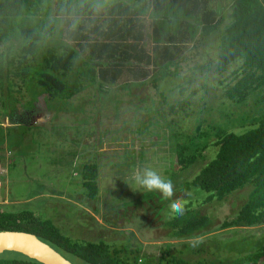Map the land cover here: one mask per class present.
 Wrapping results in <instances>:
<instances>
[{"label": "trees", "instance_id": "16d2710c", "mask_svg": "<svg viewBox=\"0 0 264 264\" xmlns=\"http://www.w3.org/2000/svg\"><path fill=\"white\" fill-rule=\"evenodd\" d=\"M221 1L0 0V161L6 160L5 171L28 165L30 174L36 171L30 181L37 187L24 202L7 200L1 192L7 190V172L0 169V230L34 234L73 264H264V0H233L223 16L226 23L218 19ZM235 62L240 63L236 68ZM230 67L228 78L234 82L218 95L198 82ZM148 87L155 88L159 105L169 103L167 111L174 112L148 125L155 130L148 135L160 137L152 145L167 147L164 155L157 148L147 155L135 143L129 165L142 172V164L154 159L162 165L157 170L161 176L168 179L165 167L171 169L174 183L172 176L184 173L178 187L193 189L190 199L170 198L171 203L187 201L184 216L171 213L166 204L160 207L158 212L170 220L153 225L167 241L152 250L124 237L131 229L125 225L129 219L108 220L101 213L97 230L85 220L95 222L91 217L102 204L99 170L118 152L103 148L104 108L126 103L134 116H142L144 106L149 111V102L157 101ZM201 88L212 94L197 98ZM104 94L110 98L102 107ZM118 109L114 113L127 122ZM178 114L182 119L174 118ZM191 117L193 128H182L183 119ZM40 134L64 144L60 154L50 156L51 164L38 162L36 152L28 150L44 145L47 138ZM136 134L133 145L146 138ZM120 138L115 134V140ZM210 147H215L212 154ZM198 160L203 164L190 179L193 170L191 175L186 171ZM51 173L59 178L74 173L61 183L72 190V198L45 197ZM138 195L131 202L138 203ZM234 195L239 204L229 216L206 210L207 203L220 204ZM37 201L39 208L27 207ZM49 201L65 204L67 213H61V206L60 212L55 206L49 211ZM69 224L85 237L73 240L76 230ZM194 237L202 238L196 247L189 243ZM12 253L19 257L0 259V264H41Z\"/></svg>", "mask_w": 264, "mask_h": 264}, {"label": "rangeland", "instance_id": "374dc122", "mask_svg": "<svg viewBox=\"0 0 264 264\" xmlns=\"http://www.w3.org/2000/svg\"><path fill=\"white\" fill-rule=\"evenodd\" d=\"M239 65H240L239 62H235L232 65V67L233 66L237 67ZM232 67H230V69L228 71H226L224 74L207 73V74H205L204 77H199L198 82L200 84L203 83L204 87L208 86L210 88H213L215 95H218L221 93V91L223 89H225L228 85H231L234 82V81H230L228 78L230 71L234 69ZM184 73H186V72L184 71ZM155 91H156L155 88L148 87L147 92L149 93V95L152 96L153 99H155L157 101L152 102V100H151L149 102L148 109L150 107V109H149L150 113L148 110H146L147 106L145 105L144 108H146L145 109L146 112L143 113L142 116L140 114H138V116H136V115L134 116L135 113L130 110V107L126 103H123L120 107H118L119 103L111 102L112 104L109 105L108 108H104L105 110L102 109L108 115V116L106 115V117L103 119V124L101 125L102 126L101 129L103 130V133L106 135L105 136L106 139H104L103 141L107 142V143L106 142L103 143V148H109L110 150H114V151L118 150V152H117V154H116L117 156L115 158L108 161V164H107L108 166L104 167L105 165L102 164L103 165L102 167L104 168V170H102V167H101V169L99 170L100 172H99L98 179H97L99 196H101V201H102V204L99 205L100 209H104L103 203H104V200H106V196L113 198L112 201L104 209V213L107 216L108 220L124 221V220L129 219L130 223L128 224L126 222L125 225L131 229H127V231H126L127 234L124 237L129 238L132 241H137L140 244H143L147 250H152L156 246H158L159 244H164L167 241V239L162 240L159 237V235L161 233V228L159 229L158 227H154L153 223H154V221H157V222L162 221V223H165L168 220H170L168 215L167 216L163 215V213L160 214L158 212V210L160 209L161 206H163V204H166V206L168 208L171 205V200L163 198V196L157 191H147L146 189L137 185L135 183V180H134V175L139 171L136 168L132 169V166L129 165L130 160L127 157L128 156L133 157L132 153H134V152H133L132 148L134 146L137 147V145H140V147L138 146V148H140V150H142V152L144 154L148 155V151H151L152 149L157 148L158 149V151H157L158 155L159 154L164 155V152H163L164 150H162V149L166 148L167 145L162 144V145H160V147L157 144L152 145L153 143L160 141V137L158 138L156 135H150L151 136L150 137L148 134L155 132V130H153L152 127H150V126L155 125V123L157 122L155 120L156 117H158V116H170V114L174 115V112L167 111V107H168L169 103H167V104L163 103L164 105L163 104L159 105L160 98L155 95ZM86 93L91 94L90 91H87ZM207 94L210 95L212 93H207L204 90V88H201V89H199V91L197 93V98L198 97L200 98V96H207ZM109 96L110 95H106V94L103 95L102 99L99 100L100 106L104 107L106 105L107 101H109V98H110ZM175 97H177V95H175ZM121 98L126 99L125 96H121ZM201 100H203V98H201ZM168 101L169 102L173 101L171 99V96H168ZM201 107H200V102H199V108H201ZM115 109H118L120 112V116L122 118L127 119L128 121L127 122L121 121V119L119 117H117L118 114L116 112L114 113ZM153 109H155V110H153ZM160 109L163 112L159 111ZM197 109H198V107H197ZM146 113L149 114L150 116H146ZM114 114H115V116H114ZM181 116H182L181 114L180 115L178 114L174 118L182 119ZM149 117H150V120H149ZM185 119H187V118H185ZM139 120H141V121H139ZM194 121L195 120L192 117L188 118L187 120L183 119V123H181V126L184 129L185 128L192 129L193 126L195 125ZM7 124H9V123L7 121H5L4 125H7ZM148 125H150V126H148ZM128 126H129V128H131V130H133L132 132H127V131H129L128 129L126 130V128ZM114 127H117L116 128L117 131H115V133H114ZM162 131H166V129H162L161 132ZM137 132L142 137L146 136V138H144V140H141V141L139 139H135L134 145H133L132 139L134 136L138 135V134H136ZM111 133H114V134L111 135ZM119 133L123 135V138L122 139L120 138L119 140H115V134L117 135ZM147 135H148V137H147ZM40 136H42L44 140L47 138V137H44L42 134H40ZM107 136H109V137H107ZM102 137H104V136H102ZM55 138H57V137H55ZM55 138L51 137V141H50V139L47 138L44 145L41 146V148L39 150L36 147H32L28 150H29V152H33V153L36 152L37 159H39L38 162L41 161V162L46 163V164H51L50 161L52 158L50 156L52 154H55V153H56V155L60 154L63 151V146H64V144H61L59 142H57V144L54 143V141L56 140ZM59 139H62V136L59 137ZM135 143H137V145ZM108 146H110V147H108ZM123 149H124V151H123ZM208 149L210 151H207V152H210L212 154L213 149H215V147H210ZM120 150H122V152ZM25 151L26 150H24V152ZM6 155H9V153H5V156ZM121 157H123V158H121ZM123 159L125 160V163L123 162ZM2 161L3 160L0 161V169L4 170L3 168H4V164H6V160L4 162H2ZM25 161H26V159H25ZM111 162H112V164H111ZM118 163H120V164L123 163L125 165V169L123 170V168H121L124 165L119 166ZM202 164L203 163L201 161L199 162V160H198V162H196L192 166H189L188 170L186 171L187 172L186 175L187 174L191 175V171L193 170V174H192L193 176L190 178V179H193L194 175H196L199 172V169H200ZM170 165L171 164H168V169H169ZM142 167H143V169L145 167H151L152 169L157 171L158 168L162 167V165H160V163L158 161H154V159H151L150 161H146V163H143ZM164 167L165 166H163V168ZM166 169H167V167H165L164 172L167 175L171 176L172 170L171 169L166 170ZM64 170H66V168ZM4 172H7L8 181H6V188L7 189L10 188V193L8 194V190H6V189H1L2 190L1 192H2V194L6 195L7 198H10L9 199L10 201L18 199L16 201L24 202L26 200H23V199L29 198L32 195V193L37 190V187L34 186L35 181H33V182L30 181L32 179H35L36 171L34 173L30 174V170H29L28 165L26 167L21 166V168H20V166H17V167L16 166L15 167L10 166V168L7 171L4 170ZM60 172H61V170H60ZM53 173H55V171H53ZM53 173H51V174L53 176L52 181L55 184L54 185L55 196L58 197L59 195L61 196L63 194L67 198L70 197V193L72 192V190H70V189L67 192L60 193V191H64V189H63L64 183H63V185L61 183L63 181L62 179H67L70 177L74 178V173L69 174L68 176L63 177V178H59L58 176H55ZM112 174L117 175L116 179L113 178V182L111 181ZM169 176L167 178H169ZM162 177H164V176H162ZM172 177L174 179V183H173L174 195L175 196L178 194L183 195V196L186 195V198L189 197L188 199H190L191 197L189 195H191L190 192L193 189L189 188L187 191H182V188L180 189L178 187L179 183H182V181H183L182 179L185 178V174L184 173H177L176 175H174ZM73 185H76L75 181H73ZM112 189H113V191H112ZM192 193H193V191H192ZM133 194H135V195L139 194L137 196V199L139 200L138 203H137V201H135V199H133L134 201L131 202L130 198L133 197ZM203 194H206V193L203 192ZM180 195H178V196H180ZM45 197H47V195H45ZM66 197L61 196V198L60 197L59 198L64 200V199H66ZM34 198H36V197H34ZM70 198H72V197H70ZM73 200L72 201L68 200V201L74 202ZM120 201H124V202L119 204ZM38 202L39 201L34 202V203L30 204L29 206L27 205V207L28 208L32 207L33 209H35L37 207L39 208L41 203H38ZM128 202H131V203L127 204ZM133 202H135V206L131 205ZM238 204H239V198L236 195H234V196L230 197L228 201L221 202L220 204L218 203V201H214V202H212V204L207 203L206 204V210H208V211L214 210L215 211L214 215L218 214V216H222V217L226 216L227 217L238 207ZM52 206H55L56 212H60L58 207L61 206L62 207L61 213H63V214L67 213V211H66L67 206L65 204L59 205L56 203V204L52 205V203H50V201H49V204L47 206L49 208V211H50V208ZM47 207H46V209H47ZM118 214H120V215L122 214L123 217H115ZM46 215H48V214H46ZM97 216H98V218H94V219H96L98 222H101L102 220H101L100 216L99 215H97ZM126 216H128V217H126ZM64 220H66V219L64 218ZM131 221H132V224H131ZM90 222H92L91 219H90ZM69 225H66V226L76 230V232H71V235H70V236L74 237L73 240L77 241V240L83 239L85 237V235L83 233H81L77 228H75V226H73L72 224H69ZM145 226H147V227H145ZM152 227H154V228L150 229ZM97 229L98 228L96 227V230ZM217 233L222 234V231H219ZM91 234L89 237L93 236ZM120 237H122V236H120ZM206 243L207 242L205 240V244ZM220 244H223V243H220ZM220 244L218 245V247L221 246ZM16 255L17 254L12 253L11 251H3V252H0V259L11 258L12 256H16ZM17 256L19 257V255H17ZM78 263H80V262H78ZM80 264H82V263H80Z\"/></svg>", "mask_w": 264, "mask_h": 264}, {"label": "water", "instance_id": "95a60500", "mask_svg": "<svg viewBox=\"0 0 264 264\" xmlns=\"http://www.w3.org/2000/svg\"><path fill=\"white\" fill-rule=\"evenodd\" d=\"M3 251L19 253L41 264H73L34 234L23 231L0 230V252Z\"/></svg>", "mask_w": 264, "mask_h": 264}, {"label": "clouds", "instance_id": "9594fccd", "mask_svg": "<svg viewBox=\"0 0 264 264\" xmlns=\"http://www.w3.org/2000/svg\"><path fill=\"white\" fill-rule=\"evenodd\" d=\"M102 4H97L96 8L99 10ZM134 180L137 185L146 189L147 191H157L163 198L170 199L174 195V185L170 178L165 179L156 170L151 167H145L142 172H137L134 175ZM186 203L182 198H177L172 201L170 205V210L177 216H184L186 211ZM202 242L201 237H194L189 240L192 247H196ZM141 264L143 262L141 261Z\"/></svg>", "mask_w": 264, "mask_h": 264}, {"label": "crops", "instance_id": "0c3cea01", "mask_svg": "<svg viewBox=\"0 0 264 264\" xmlns=\"http://www.w3.org/2000/svg\"><path fill=\"white\" fill-rule=\"evenodd\" d=\"M126 1H128L129 2V0H126ZM232 1L233 0H222L221 1V4H220V6H221V8H222V10L220 11V13H219V15H218V19H220L223 23H226V19H223V16H226V14L228 13V9H230L231 8V4H232ZM212 3H213V1H212ZM219 10H220V8H219ZM157 15H159V14H157ZM207 17V16H206ZM208 18H209V16H208ZM225 18V17H224ZM54 183H53V181H52V178L48 181V186H49V192L46 194L47 195V197L48 198H51V197H54V198H57V196H55V194H54V192H55V188H54ZM64 189V188H63ZM8 190V189H7ZM69 189H64V192H67ZM52 195V196H51ZM1 197V196H0ZM101 197V196H100ZM2 199H7L8 200V198H7V196H4V198L3 197H1ZM0 198V199H1ZM112 199L113 198H110L109 196H106V200H104V203H107V205H108V203L109 202H111L112 201ZM7 200H5L3 203L4 204H6V203H8V201ZM99 200H100V198H99ZM77 204V203H76ZM98 207H99V211L98 212H96V213H92L93 215H92V217L91 218H98V216L97 215H99L100 216V214L101 213H104V209H100V206L98 205ZM76 217H77V223H75V224H78L79 223V219H80V213H77V215H76ZM66 221H68V216L66 215ZM86 220V222L88 223V225L90 226V225H92L93 226V224H96V227H98V225L99 224H101V222H98L96 219H95V222H94V220L92 221V222H90V220H88L87 221V219H85ZM89 231H90V229H89ZM210 236H211V234H209L208 235V237L210 238Z\"/></svg>", "mask_w": 264, "mask_h": 264}]
</instances>
